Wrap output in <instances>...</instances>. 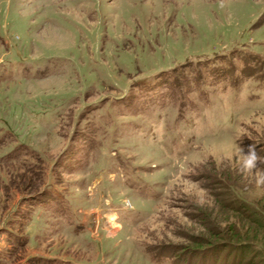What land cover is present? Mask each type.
<instances>
[{
	"label": "rangeland",
	"instance_id": "rangeland-1",
	"mask_svg": "<svg viewBox=\"0 0 264 264\" xmlns=\"http://www.w3.org/2000/svg\"><path fill=\"white\" fill-rule=\"evenodd\" d=\"M253 144L264 0H0V264H264Z\"/></svg>",
	"mask_w": 264,
	"mask_h": 264
},
{
	"label": "trees",
	"instance_id": "trees-1",
	"mask_svg": "<svg viewBox=\"0 0 264 264\" xmlns=\"http://www.w3.org/2000/svg\"><path fill=\"white\" fill-rule=\"evenodd\" d=\"M245 209L249 210V211L247 210L248 214H249V212L254 213L253 215L255 216L254 217L255 220L251 219V221L254 222L256 224V226L258 227L256 236L259 237L261 235L264 237V216H262L256 212L251 211V209L248 207H245ZM248 217H251V216H248ZM215 229H217L218 232H216L213 235L214 237L213 236L212 237L214 239L216 238L217 239L216 241L219 242L223 239L222 238L223 233H222V230L220 227H218V226L214 227V230ZM231 232L233 234L232 238L234 239V242L227 244V246H225V245L221 246L220 248H222L223 251L232 250V253H234L235 251H239L242 253L241 255L243 256V261H244V259L245 260H247L248 258L250 259L251 255H253L252 257H254L255 255L257 256L260 254V251H261L260 248L261 247L258 245H255L253 243V241H255V240L251 241V237L244 238L242 235H240V232H238L235 228L233 230H231ZM234 232H236V233H234ZM196 243H197L196 246L199 248H204L205 246H208V244L211 246L215 243L217 244V242H208V243L204 242V240L202 238H198ZM256 256H255V258H256ZM42 260L46 261V264H49V262H53L55 259L44 258ZM254 260L255 259L250 260L248 264H253Z\"/></svg>",
	"mask_w": 264,
	"mask_h": 264
},
{
	"label": "clouds",
	"instance_id": "clouds-1",
	"mask_svg": "<svg viewBox=\"0 0 264 264\" xmlns=\"http://www.w3.org/2000/svg\"><path fill=\"white\" fill-rule=\"evenodd\" d=\"M238 171L245 178L252 177L256 187H264V157L250 145L247 150L241 148L238 155Z\"/></svg>",
	"mask_w": 264,
	"mask_h": 264
}]
</instances>
